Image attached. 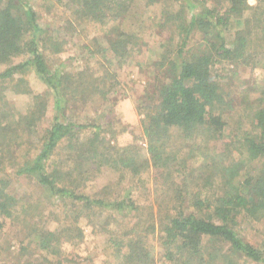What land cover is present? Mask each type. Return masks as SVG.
Wrapping results in <instances>:
<instances>
[{
  "label": "trees",
  "instance_id": "16d2710c",
  "mask_svg": "<svg viewBox=\"0 0 264 264\" xmlns=\"http://www.w3.org/2000/svg\"><path fill=\"white\" fill-rule=\"evenodd\" d=\"M68 1L77 15L80 13L85 19L103 23L106 18H118L119 11H127V6L135 0ZM181 1L180 7L173 11L172 7H167L170 6L167 0H146V5L166 3L155 22L161 28H170V37L161 47V58L152 64L162 76L160 84L154 85L157 104L155 108L143 109L142 132L147 159L139 158L137 150L135 155L118 153L114 160L116 165L130 168L135 175L152 168L157 192L171 196L172 207L170 210L158 208V215L163 214L160 221H156L152 212L144 220L137 219L143 224L141 232L138 228L142 224L122 237H112L114 239L109 242L121 254L114 264H146L145 239L148 235L145 234L156 231L166 264H214L217 261L226 264L236 258H241L245 264H264V244L253 245L238 231L240 218H264V73L260 91L262 104L253 114L252 129L236 135L232 143H223L224 150L216 151L217 143L226 137L225 110L229 104L218 67L224 62L243 59L250 43L247 29L251 24L248 19H245V26L242 24L241 16L245 11L253 17L254 28L264 32V0H256L254 6L248 5L247 0L197 4L192 0ZM28 6L26 0H0V65L3 66L0 70V101L3 104L0 113L6 114L0 117V147L11 150L10 153L0 151V234L8 221L15 219L24 208L8 191L11 181L20 177L34 181L55 200L68 201L69 208L78 210L77 218L92 210L129 217L138 211L131 200L107 201L78 193L64 184L61 169L49 168L63 140L76 137L78 143L70 149L75 150L77 146L72 151L77 152L85 144L80 136L86 129L95 128L68 118V104L78 97L83 104L90 97H103L108 91V81L112 82L114 76L109 72L101 78L81 71L67 73L59 65L52 69L45 54L49 39L46 28L40 25L37 14ZM234 24L243 27L236 29ZM232 30V39L227 42L226 33ZM195 35L199 37L197 42L192 39ZM174 37H177L175 41ZM140 40L141 37L125 34L115 25L106 31L107 47L121 61L131 56L130 45L137 46ZM51 48L59 52L60 43L53 41ZM26 76L38 86H47L54 94V115L46 126L40 123L47 114L42 96H32L23 114L17 113L13 100L5 96L7 91L29 94ZM7 113L12 121L5 124L9 118ZM172 129L179 132L183 147L175 149L168 145ZM94 132L92 136L97 137V131ZM34 133L42 134L35 146L36 154L30 157L29 149L23 155L16 153V148L20 149L23 143L30 144ZM193 156H196L195 163H204L206 167L201 169L194 165V173L190 174L184 170ZM200 156L203 157L199 159ZM78 159L84 160L82 153ZM5 161L12 162L13 176ZM181 174L186 177L180 186ZM76 233L80 239L79 228ZM52 236V231L39 233L34 246L45 250L54 260L46 256L27 257L24 264H61L65 250L58 247Z\"/></svg>",
  "mask_w": 264,
  "mask_h": 264
},
{
  "label": "rangeland",
  "instance_id": "374dc122",
  "mask_svg": "<svg viewBox=\"0 0 264 264\" xmlns=\"http://www.w3.org/2000/svg\"><path fill=\"white\" fill-rule=\"evenodd\" d=\"M167 1V5H170L167 7H172L173 11H176L182 2ZM192 1H197L194 2L197 4L216 0ZM247 3L254 6L256 0H247ZM27 4L37 14L40 25L46 28L49 39L47 38L48 51L45 54L52 69L59 65L67 73L81 71L91 74L94 78H101L109 72L114 76L113 83L108 81V91L103 97H90L84 104L78 97L68 104V118L95 128L86 129L85 134L80 136L85 141V147L82 146L85 149L81 147L77 152H72L77 146L75 150L70 147L78 143V139L75 137L73 140H63L51 158L49 168L61 169L64 184L69 189L107 201L127 198L138 207V211L129 217L120 218L109 211L100 214L97 210H92L83 212L77 218L78 210L72 206L69 208L68 201L55 200L32 180L24 177L14 178L8 186V191L19 199V204L24 208L19 210L15 219L8 221L4 232L0 234V261H4L3 264H24L27 257L43 256L54 260L45 250L34 246L39 233L52 231L54 242L65 250L61 264H114L121 254L109 242L112 237L126 235L142 224L137 219H146L150 212L154 213L156 221H160L159 217L163 214L158 215V208L170 210L172 207L171 196L165 197L157 192L152 168L148 167L135 175L130 168H121L122 166L114 163L118 153L135 155L137 150L139 158L147 159L146 139L142 132L143 109L148 106L155 108L157 104L154 85L160 84L162 76L152 64L161 58V47L170 37V28L159 27L155 20L160 17V11L166 3L146 5V0H135L127 6V11H119L118 18H106L103 23L85 19L86 16L80 13L77 15L68 0H26V6ZM123 14L125 18L121 17ZM241 19L244 26L245 19L251 22L247 29L250 43L244 51L243 59L228 64L224 62L218 67L221 82L227 93L225 99L229 104L225 110L226 137L217 143L216 151L224 150L223 143H232L236 135L252 129L253 114L262 104L260 91L264 73V32L260 31V28H254L253 17L249 11H245ZM114 25L119 27L121 32L137 35L142 39L137 46L130 45L131 56L122 61L107 47L106 31ZM236 25V29L243 27ZM233 32L234 30L226 33L227 42L231 41ZM176 39L177 37H174V41ZM192 39L197 42L199 37L195 35ZM53 41L60 43L59 52H54L51 48ZM2 68L0 65V70ZM26 78L31 91L29 94H10L11 92L7 91L5 96L13 100L15 110L20 114L27 110L32 96H42L47 114L40 123L46 126L54 115V94L47 86H38L29 76ZM0 106H3L2 101ZM10 113L14 114L11 110ZM10 113H7L8 117ZM5 115L0 113V117ZM11 117L4 123H10ZM94 131H97V137L92 136ZM32 136L30 144L23 143L20 149L16 148V153L23 155L25 150L29 149L30 157L36 154L35 146L42 134L34 133ZM169 136L168 145L172 148L177 149L185 145L177 130H170ZM1 150L11 152L10 147H0ZM80 153L83 154L84 160L78 159ZM207 155L209 153L205 156ZM201 157L203 156L199 159ZM195 159L196 156L189 159V167L184 171L193 174L194 165L205 169L206 165L195 163ZM5 165L13 176L15 169L10 166L13 165L12 162L5 161ZM185 177L186 175L181 174L178 180L180 186ZM142 226L143 224L138 231H142ZM76 228L82 233L80 239L75 236ZM238 229L249 243L261 246L264 244V218H240ZM145 235H148L145 239L148 252L146 264H166L159 247V233L156 231ZM22 247H26L25 252L21 250ZM228 263L245 264L241 258ZM214 264L224 263L217 261Z\"/></svg>",
  "mask_w": 264,
  "mask_h": 264
}]
</instances>
